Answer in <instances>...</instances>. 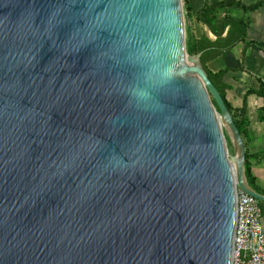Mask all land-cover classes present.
I'll return each instance as SVG.
<instances>
[{"label": "water", "instance_id": "water-1", "mask_svg": "<svg viewBox=\"0 0 264 264\" xmlns=\"http://www.w3.org/2000/svg\"><path fill=\"white\" fill-rule=\"evenodd\" d=\"M190 38L185 0H0V264H233L264 195Z\"/></svg>", "mask_w": 264, "mask_h": 264}, {"label": "crops", "instance_id": "crops-1", "mask_svg": "<svg viewBox=\"0 0 264 264\" xmlns=\"http://www.w3.org/2000/svg\"><path fill=\"white\" fill-rule=\"evenodd\" d=\"M218 1L186 0L191 8L190 25L195 39L216 40L209 28L198 21L197 15L206 6L214 5ZM236 1L246 6L259 3H263V6L249 15L251 23L246 41L207 62V67L213 74H223L226 100L231 105L232 115H236L235 119L242 123L246 150L252 156L250 161L254 183L258 189L264 191V98L256 93L260 90L261 81H264V0ZM227 15L235 18L246 16L235 7L225 9L221 17ZM262 210L264 225V204Z\"/></svg>", "mask_w": 264, "mask_h": 264}, {"label": "trees", "instance_id": "trees-1", "mask_svg": "<svg viewBox=\"0 0 264 264\" xmlns=\"http://www.w3.org/2000/svg\"><path fill=\"white\" fill-rule=\"evenodd\" d=\"M263 6V3H259L254 6H246L240 1L236 0H219L216 4L206 6L197 15V19L200 23L204 24L209 28L211 33L215 36L216 40L210 39H195L194 36L190 38L188 42V52L190 55H197L200 52L205 51L201 57L202 64L208 73V76L215 87L222 94L225 103L232 113L231 105L226 100L225 86L222 83L223 74H213L207 67V62L214 60L221 56L224 52L233 50L241 42H245L247 38V30L250 26L249 15ZM237 8L244 12L246 15L243 18H235L232 16L221 17V14L225 9ZM188 15H190L191 8L187 4ZM252 93V92H251ZM259 96L264 98V81H261L260 90L256 92ZM216 105V104H215ZM234 119L236 115H233ZM236 125L240 130L241 134L244 135L242 130V123L236 120ZM245 121L243 120V123ZM252 156L246 150V175L250 185L259 193L264 195V191L258 189L254 183L253 172L251 166ZM264 204V203H262Z\"/></svg>", "mask_w": 264, "mask_h": 264}, {"label": "built area", "instance_id": "built-area-1", "mask_svg": "<svg viewBox=\"0 0 264 264\" xmlns=\"http://www.w3.org/2000/svg\"><path fill=\"white\" fill-rule=\"evenodd\" d=\"M233 264H264L262 203L243 191L238 193Z\"/></svg>", "mask_w": 264, "mask_h": 264}, {"label": "rangeland", "instance_id": "rangeland-1", "mask_svg": "<svg viewBox=\"0 0 264 264\" xmlns=\"http://www.w3.org/2000/svg\"><path fill=\"white\" fill-rule=\"evenodd\" d=\"M185 2H186V0H185ZM186 7H187V3H186ZM188 16H189V21H190V15H188ZM191 31H192V27H191ZM192 36H193V34H192ZM194 38H195V36H194ZM227 144H228V149H229L230 154L234 155L233 144H232V141L228 135H227Z\"/></svg>", "mask_w": 264, "mask_h": 264}]
</instances>
